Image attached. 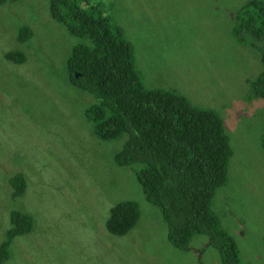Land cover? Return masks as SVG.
Returning a JSON list of instances; mask_svg holds the SVG:
<instances>
[{
    "label": "rangeland",
    "instance_id": "rangeland-1",
    "mask_svg": "<svg viewBox=\"0 0 264 264\" xmlns=\"http://www.w3.org/2000/svg\"><path fill=\"white\" fill-rule=\"evenodd\" d=\"M71 1L121 34L145 89L182 95L222 120L231 156L211 211L239 264H264V97L250 90L262 65L259 51L234 33L250 0ZM23 29L31 35L25 41ZM84 42L51 17L50 0L0 4V244L9 211L32 219L4 264H224L206 234H194L187 249L172 246L136 167L115 162L126 135L94 134L86 110L95 100L67 71L72 47ZM17 173L26 185L13 196ZM124 201L135 204L138 219L114 236L105 222Z\"/></svg>",
    "mask_w": 264,
    "mask_h": 264
},
{
    "label": "trees",
    "instance_id": "trees-1",
    "mask_svg": "<svg viewBox=\"0 0 264 264\" xmlns=\"http://www.w3.org/2000/svg\"><path fill=\"white\" fill-rule=\"evenodd\" d=\"M11 0H0V4ZM50 14L73 36L88 43L75 44L67 59L71 80L95 102L86 115L100 140L126 135L115 154L119 166H135L146 199L157 206L167 225L169 243L187 249L194 234H206L222 255L224 264H239L236 247L211 211L215 191L227 179L230 154L222 120L209 109L198 108L174 92L145 89L133 66L132 51L109 20L87 14L71 0H50ZM235 36L260 53L262 71L250 84L251 94L264 97V0H250L240 9ZM31 35L26 29L18 38ZM7 57L23 62L19 52ZM76 74V76H75ZM12 195L26 185L24 174L10 179ZM138 211L131 201L110 208L105 222L114 236L127 234L136 224ZM9 228L0 244L4 264L11 241L32 229L27 214L9 211Z\"/></svg>",
    "mask_w": 264,
    "mask_h": 264
},
{
    "label": "water",
    "instance_id": "water-1",
    "mask_svg": "<svg viewBox=\"0 0 264 264\" xmlns=\"http://www.w3.org/2000/svg\"><path fill=\"white\" fill-rule=\"evenodd\" d=\"M75 76H76V74H75Z\"/></svg>",
    "mask_w": 264,
    "mask_h": 264
}]
</instances>
